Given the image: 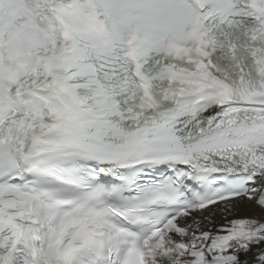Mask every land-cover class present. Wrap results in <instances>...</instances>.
I'll use <instances>...</instances> for the list:
<instances>
[{
	"label": "snow or ice",
	"instance_id": "1",
	"mask_svg": "<svg viewBox=\"0 0 264 264\" xmlns=\"http://www.w3.org/2000/svg\"><path fill=\"white\" fill-rule=\"evenodd\" d=\"M0 264H264V0H0Z\"/></svg>",
	"mask_w": 264,
	"mask_h": 264
}]
</instances>
